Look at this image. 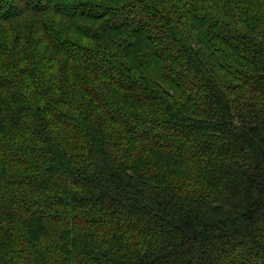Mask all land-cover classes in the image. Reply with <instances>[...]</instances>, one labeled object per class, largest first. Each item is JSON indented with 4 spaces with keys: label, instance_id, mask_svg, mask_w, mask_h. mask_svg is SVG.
<instances>
[{
    "label": "trees",
    "instance_id": "1",
    "mask_svg": "<svg viewBox=\"0 0 264 264\" xmlns=\"http://www.w3.org/2000/svg\"><path fill=\"white\" fill-rule=\"evenodd\" d=\"M0 264H264V0H0Z\"/></svg>",
    "mask_w": 264,
    "mask_h": 264
}]
</instances>
